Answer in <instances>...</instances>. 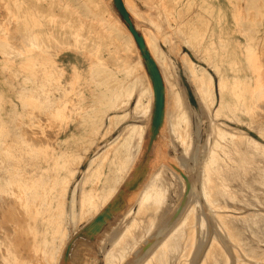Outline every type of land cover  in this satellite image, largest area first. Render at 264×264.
I'll list each match as a JSON object with an SVG mask.
<instances>
[{
	"label": "bare ground",
	"instance_id": "6f19581e",
	"mask_svg": "<svg viewBox=\"0 0 264 264\" xmlns=\"http://www.w3.org/2000/svg\"><path fill=\"white\" fill-rule=\"evenodd\" d=\"M58 1H59L58 4L62 5V8L64 6V8L66 7V8H68V10H71L73 12V14L75 13L76 16H78V17L82 16L81 13L79 12L81 9L80 10L78 9L79 11H77V9H76L77 6L75 7L72 4H69L66 0H65L66 2L64 3L65 5L62 4L63 2L60 3V0H58ZM4 2H2V3L4 4ZM86 2H88V1H86ZM122 2H123L125 9L128 11L130 10L133 13V7L132 6H131L132 8L130 7V4L128 3L129 1L127 2V1L123 0ZM155 2L156 1H154V5L156 4ZM157 2H159V0H157ZM89 3H90V0H89ZM73 4H75V3H73ZM81 4H83L82 1H81ZM102 5H104V4H102ZM106 5H107V2L104 6V9L102 8L103 11L104 12L106 11L109 14L112 13L113 11L111 12L110 8H108L109 5L108 6H106ZM246 6H248V5H246ZM84 7H85V5H84ZM7 8H8V5L6 6V10H10V7L8 9ZM158 8H159V5H158ZM244 8H246V7H244ZM248 8H250V7H248ZM25 9L26 8L23 6V4H20L19 10H20V18L22 17V20L20 21V25H19L20 26V32L19 33H21V35L18 39L20 41H23V44L25 43L24 45H26V46L21 47L19 45L18 47H16V49H17L16 53L18 54V55H16L17 57L15 60V63H17L16 72L18 73L19 77L22 76L21 79H19V81H18V83L20 85V87L18 88V91H17V96H18L19 102L22 104L23 108L25 109V113L29 114V117H31L30 111L34 112V113L45 111L44 108L42 109V111H39V110L33 109L31 107V106L36 105V103H35L36 95H34L32 93V90L35 89L42 95L43 105L52 108L54 103L58 104V109L55 108L54 113L56 115H58L60 113L59 110L63 108V110L65 109V111H64L65 117L69 118L70 112L73 109V104H75V103H72L70 98L67 95H65V92L68 89L71 90V88H72V87L68 88L69 86L72 85L71 82H68L67 84L65 83L64 86L62 84V77L64 76V68L62 67L63 56L69 51V49L72 50V47L75 48L78 46H86V45L91 44V46L95 50L99 51L100 46L99 45H98L99 47L96 46L97 45L96 42L86 43L87 41H84V39L88 37L87 36L88 33H86L87 34L86 36L84 34H82V32H81L82 30H80L81 27L79 28V26H77V27L76 26H70L68 28L62 29V27L59 26V24H56L57 25V26H55L56 29L53 30V32H55V33L54 34L52 33V35L51 34L49 35L47 31H42L41 29L39 31L34 30L33 26L36 25L35 17L32 16V13H29V17H28L29 20L25 19V16L23 14L25 11L28 10V8L26 10ZM85 9H87V8H85ZM93 9H89L88 11L93 12L92 11ZM134 9H135V11H137L136 8H134ZM1 10L2 9H0V11ZM161 10H162L161 12H163L164 16H167V15H165L166 12L163 9H161ZM97 12H98V10H97ZM106 12H105V15H106ZM137 12L136 13L134 12L135 15L140 14ZM98 13H100V12H98ZM14 14H15V12H14ZM89 14H88V16H89ZM103 14L101 13L100 17L98 14V17L100 19L98 18V22L95 21V22H97L96 24H98V25L100 24V28H99L100 30L99 31L96 30L97 34H99V36H101V37L105 36V34L106 35L109 34L108 37L111 36L113 42L110 43V45L113 44L114 49L118 48V50L120 52L124 53V58H122V59L123 60L126 59V64L124 65L123 68H120V69L127 70V72H129V74H131L132 76H130V78L115 76L113 69L108 67L109 64L108 65L106 64V62L104 61L105 59H103L100 52H99V56H96V58H98L99 61L89 60L90 64H88V65L90 66L89 67L90 73H93V71H95L97 73V76H98L95 81L96 82L97 81L98 82L104 81V82H107V84H108L104 89L100 90L101 92H99L100 97L98 98V100H99V102L101 101L104 105H106L107 109H105L103 111L101 119L98 122H94V124L91 125L92 128H94L93 129L94 135L98 133L99 128L103 124V120H105V122L108 123V124L106 123L107 125H109L111 123V121H114L113 120L114 116H117L121 121H124L126 116L129 115V114L127 115V113L130 111L127 112L126 110H127V106L129 105L130 101L134 97L133 96L134 92H136V96H135V100H134L135 102L133 104V108L131 110L133 118L134 117L137 119H141L142 117L147 118L149 111H150L151 100L153 99V88L151 87L152 83H151V85L149 84L150 82L148 81V79L145 75L146 72L144 73V71H143V68L141 65V59H140L139 54L137 53V45L134 41V38H133L131 32L128 30V28H126L127 26L125 24L124 25L126 27L122 24V22H123L122 20H121L122 22H120V20L116 17V15L113 16V13L111 16L112 18L110 17L111 19H109V17H108L111 14L107 15V17H108L107 19H106V16H105V19H103L104 17L101 19ZM92 16H94V14ZM139 16H142V15H139ZM95 17L96 16H94L93 18H95ZM73 18H75V16H73ZM86 18L84 20H86ZM93 18L90 16L88 18V20L89 21L93 20ZM144 18H146V17H144ZM84 20L82 19L81 21H84ZM150 20H151V18H150ZM152 20H151V22L153 23ZM155 20L156 19H154V22H155ZM70 21H72V20H70ZM149 22L150 21H148V23ZM79 23H81V22H79ZM90 23H91V21H90ZM156 24L158 25V21ZM72 25H74V24H72ZM91 25H92V23H91ZM134 27H135V25H134ZM157 27H159V26H157ZM135 29L139 33L141 32L136 27H135ZM91 30L95 31V29H91ZM36 31L39 34H36ZM94 34H96V33H94ZM142 34H141V36H143L142 38H144L143 41H144L146 49L147 48L149 49V50L148 49L147 50H148V52L151 53V54L150 53L149 54H150V56L152 55L151 57H153L152 59H154V62H156L155 64H158L160 66L159 67L160 69H158V70L159 71L161 70V72H159V73H161L162 77H163V78L161 77V79L163 80L162 83L166 82V85L168 87L170 85L169 88L167 87L168 88L167 90L169 91L171 88L175 93L174 94L175 105L170 106V104L172 103L170 101L173 99V94L170 95L171 93L169 94L168 91L166 93V90L164 91V85H163V94H164V92L166 94H169L168 96H171L170 97L171 100H169V102H168L169 104H166V100L164 99L163 119H162L161 125L163 124V122L165 123V121H164L165 115L168 114L169 120L168 121L166 120L168 122V124H167L168 129H169L168 132H170V134L173 136V137H171L173 139V142L175 143L176 142L175 140H177L178 143L180 144V146L179 145L178 146L182 148L181 149L182 151L180 152V156L178 155L177 159L180 158L183 160L184 165H185V168H184L185 172L183 170H178V171L172 170L171 167H169V164H167L166 162H161V161H166L164 159L167 156H165V158L162 157V160L160 157L158 158L161 160L160 161L161 163H159L158 161L156 162V160H158L157 159V157H158L157 153H159V151L158 152L154 151V149L157 148V147L154 148V146H153V142H154L155 138L150 142V144H148L147 152H148V155H150V156H148V158H147V161L145 164V170L142 174V175H144L145 173H148V176L144 179L145 181L142 183V185H140L139 194H137L138 197L135 201L136 207H135L134 212H133L134 216H132L131 221H129V219H128V222L125 223L123 229L122 230L120 229L118 236L116 238L114 237V240L111 242L110 245L108 244L110 247H108L109 249L107 248V250L104 251V258L106 260H104L103 264H119L120 262L123 261V259L126 258V256H130L131 252L135 250V248L138 246L139 243H141L140 241L142 239H144L149 232H151V228L153 227L154 223L156 222L154 220L158 216L162 217V219L164 220L163 222H161V225H163V226H166L167 224L169 225V223H167V221H166L168 219L167 213L171 210V207L173 206V202L171 205V204H167L166 201H167L168 196H169V190L171 187H173L171 185L173 182V181L171 182L172 178H174L175 181L182 183L181 184L182 188L180 187V189L182 190V195H185V199L188 196H190L192 193H194V186H192V183H191L192 177L189 176L191 174L190 173L191 172V165L189 163L190 162L189 160L193 159V151H192L193 149L192 150L190 149V145L188 143H186L188 139L187 140L185 139L187 131L190 128L187 130L186 125L181 126V124H180L181 122H186V124H187L188 120H187L186 112L181 108V102H180L181 98L179 99L177 91L173 89V87L175 85H174V82L172 79V76H173L172 73L173 72L171 73V65L172 64L170 65L171 61H169V59L163 55L164 52L162 53L160 51V49L157 47V45L155 44L156 39H155L154 35L152 33H149L148 31H146V32L143 31ZM17 35H18V33H17ZM90 36H91V34H90ZM82 38H84V39H82ZM82 40H83V42H82ZM103 40H105V38ZM114 40H115V42H114ZM56 41L62 42L61 46L58 45L60 47V49H59L60 51L58 52V54L57 55L51 54L52 56L46 55L48 53L47 50L49 48V45L52 44L51 42L55 43ZM108 42H110V41H108ZM110 45H108V46H110ZM246 47H249V45H247ZM50 48H52V47L50 46ZM106 48H107V51L109 50V52H117L114 49L111 50L108 47H106ZM250 48H252V47H250ZM53 49H57V48H53ZM83 49H84V47H83ZM247 50H248V48H247ZM6 51H7V49H6ZM7 52H9V51H7ZM11 52L14 54V52L12 50H11ZM24 52H30L31 55H28L27 57H25V56L20 57V54H22ZM52 52L53 51H51V53ZM109 52H107V53H109ZM63 53H65V54H63ZM248 53H250V52H248ZM119 54L121 55V53H119ZM120 55H118L119 58H120ZM122 55H121V57H123ZM247 59H248L247 63L249 65L255 64L251 61V53L248 55ZM124 63H125V60H124ZM189 64L190 63L184 62V65L188 68V71L190 72V74L194 80V83L196 86L195 89L197 90V93L200 96V100H201V102H203L205 104L207 110L205 108L204 109L211 115L210 116L211 119H213L212 117L216 118L218 116H221L222 115L221 109H222V107H225V109L227 111L226 114H228L227 116H229L232 120H235V121L242 120L248 128L252 129L255 127L257 129V131H259L260 134L261 133L264 134V125L262 123L261 116L259 115L258 110H257V108L262 106V102L264 103V80L263 79H261L259 76L255 77L257 79L256 85L254 86V88H252V89L250 88L251 90L249 88L247 90L248 92L250 90V95H248L247 91L242 89L246 93L245 96L248 95L246 98H248L247 100H249V102H245L241 99V97H242L241 95H243L244 93L241 94L240 92L239 93L241 95L240 94L239 95L241 97H238L237 95H235L238 98V101L235 100L234 103H231V102H224L223 103L221 101V96H220L219 101H217V105L214 107V110L211 111L210 109L215 102L214 101L215 97L213 96L214 92L212 93L211 75L207 71H205L204 68L203 69H201V68L193 69V67H191V65H193V63L190 65ZM94 66H95V69H94ZM189 66H190V68H189ZM26 68L28 69L27 73L25 72ZM253 69L252 70L255 71L256 74H258V75L260 74L259 68L253 67ZM21 70H23L22 73H26L29 75H24V74L20 75ZM121 71H124V70H121ZM24 76H27V77L24 78ZM74 78H75V75H73V79ZM249 78H250V76H249ZM231 79H233V78H231ZM25 80L31 82L32 86L31 87H30V85L26 86L24 83ZM218 80H219L217 83L218 87H223V85L226 82L225 83L222 82L221 79H218ZM231 82H233V80ZM234 84L235 83H233V85ZM238 84L239 83L235 84L237 90H238ZM247 85H249V84H247ZM247 87H249V86H246V88ZM236 88H235V90H236ZM230 91L232 93V90H230ZM0 97L2 98L1 95H0ZM101 97L103 100H100ZM168 98L169 97H167V99ZM174 102L172 104H174ZM76 104H79V103H76ZM166 105H168V107H166ZM78 106L80 107V105H78ZM96 106H98V105H96ZM182 106H183V104H182ZM173 107H174V109H172ZM167 108H171V110H169ZM99 109H97V110H99ZM122 109H124V110H122ZM12 110H13L12 111L13 116H17L18 119H20V121H22L23 118H20L21 114L19 112H17L16 109H12ZM73 110H75V109H73ZM80 110H81V108H80ZM49 111H48V114H49ZM51 111L53 112V110H51ZM165 111H166V113H165ZM207 112H205V113H207ZM92 113H93V111H92ZM96 113H98V112H96ZM46 114L47 113H45L44 116ZM61 115H63V114H61ZM89 115H90V112H89ZM207 116H208V114H207ZM34 117L36 118V115ZM38 117H39L38 119H41V121L45 120V119L43 120L42 117H40V116H38ZM71 118H73V116ZM35 121H34V124H37ZM150 123H151V120H150ZM150 123H148L149 127L147 125V127H148L147 131H146L147 137H149V135H150ZM219 123H221V122L211 121V125H212L211 127H213L212 132L214 135L210 134L211 135L210 137H213L214 140L212 139L213 143L211 144L210 147L208 146V149H206L207 151L205 150L206 151L205 161H203L201 169H200V177H199L200 186H199V190H198L199 196L195 197L192 205H191V203L189 204L190 206H188L186 208V212L182 215V217L179 219V221L174 220V222H176V221L177 222L173 226L172 225H171V227H167L168 225L166 226V231L164 230L165 234H163V236H161V239L155 244L154 248L152 247V251L148 255H146L145 258H143V256H142L143 259L141 260V262L138 261V262H140L138 264H264V210H262L264 208V200L262 197L264 195V165H263L262 160H261V158L264 159V157H263L264 156V145L258 143L255 139H253L248 134L246 135L244 132H242L243 130L241 131V129H239L237 127H230L228 125L225 126V125H222V123L221 124H219ZM141 124L142 123H140V124L127 123L108 142V144L110 145L109 148H112V154L116 155V154H118V152H120V154H119L120 157H118L120 159V165H118V167H117V170L120 172H117V173H121V171H126L127 168H125V167L128 164L127 162L132 161V163L130 162L131 167H128V168L130 169V173L132 172V175H133V171L138 166V163H139L138 161L141 160L140 158L142 156V151L145 148L144 143L142 142V133L144 130L142 125L144 123L142 125ZM42 125L43 124L41 123L40 126H42ZM161 125H160V127H161ZM43 126L44 127L46 126L45 123ZM0 127H1V125H0ZM21 127H23V126H21ZM21 127H19V130H17L16 132L13 133L15 138H16L15 140H10L11 134H9L8 132H3L0 129V204L5 205V207L7 206L6 208H8L9 202H14V203L16 202V203L20 204L19 209H20V207L22 208V209H20V211L23 214V216L22 215L20 216L18 214L20 217H23V218H19V219H23V220L22 221L15 220L17 222H15L13 224L12 230H10V229L5 230L6 228L0 227V264H36L32 258V256L35 253L32 254V256H30L29 255L30 251H29V253L27 252V250H28L27 246L30 244V242H32V244H33V245L31 244L30 247L34 251H36L41 246L43 248L42 250L44 251V253H47V252H45L47 250L48 253L50 252V254H51V253H53L52 252L53 249L55 252L61 251L63 253V254H61L62 255V261L65 264L68 261V256H69V253L71 250L70 248H71L72 244L69 247L67 254L65 256L67 245H70V243H72L74 241V239L82 237V235H79V234L73 235L72 234L73 236L69 237L65 243H64V240H65L64 239L65 235H64L63 236L64 237L63 242H62V238H61L59 245H57V244L53 245L54 244L53 239L48 240L45 236V234H47V233H45L46 229L45 228H44L45 230L44 229H37L35 224H33L35 222L33 218L36 216V213H41L42 210L40 209V211H39L38 209H33L32 213H30L31 214V217H30L28 211H31V210H28V205H30L33 201H35L36 198L40 197L41 198V207L42 208L49 207L48 203H49L50 198H48L47 193H48V190H50L49 189L50 187L51 188L57 187L58 191L60 192V196H64L66 188L71 181L70 179H72L74 177L75 172H76L74 169L69 168V164L75 160V157L78 158L79 154L78 153L75 154V151L72 149L68 150L66 148H60V146L58 144H54L53 142H49L46 140H44V141L40 140L42 138L41 136H40L41 137L40 139L36 138V137H39V136H37L38 134H41V131L37 130L38 127H36V128L33 127L31 129L32 134H33L32 136L29 133L31 130L27 131L26 129H22V131H21ZM112 127H113V125H112ZM112 127L110 126L109 128L113 130ZM144 127L146 128V125ZM106 128H105V131L107 133ZM163 129H166V128H163ZM45 132H47V131H45ZM161 132L164 133L165 131L161 130ZM22 133L27 134V137H26L27 140L25 139L26 144H28L31 147V149H34L33 150L34 152L27 150L28 146L21 141ZM49 133H48V135H49ZM25 134H24V137L26 136ZM44 135H45V133H44ZM164 136H165V134H164ZM45 137L47 138V135ZM49 137L50 136H48V138ZM159 138H161V137H159ZM158 139H156V140H158ZM93 140H94V138L92 139V142H93ZM143 140H145V139H143ZM167 140H168V138H167ZM176 147H177V144H176ZM109 148H107V151ZM102 151L104 153L105 150L102 149ZM96 153L97 152H95L94 157L89 160V164L95 158L100 157L101 154H96ZM40 154H43L44 157H50V159L52 160L51 162L54 163V168L53 167L50 168L51 170L53 168L55 171L53 179H50V176L48 175V173L46 175V173H45V171H47L46 168L43 167V165L42 166L39 165ZM159 154H161V153H159ZM259 156L260 157L262 156V157L260 158ZM174 159H176V158H174ZM258 159H260V160H258ZM46 161H47V159H46ZM96 161L97 160H95V162ZM99 163L101 164L100 160H99ZM118 163H119V161H118ZM41 164H43V163H41ZM96 165H98V163ZM46 167H47V164H46ZM124 168H125V170H124ZM114 170H115V168H114ZM122 175L118 174V175L112 176L111 178H107L108 179L107 185L103 189H101L99 192H96V193L95 192L94 193L88 192L87 195H84L82 197V202L80 203V207L78 210L74 208V197H75V192H76L77 187L81 191V184H80L81 179L80 180L75 179L73 181L74 185L72 187V191L70 190L71 193H70L69 207H68V211H67V215H68L69 220L72 222H75L79 218L83 219L81 217H84L85 222L90 223L92 221V219L97 214H99L106 206H108V203L111 201L114 194H116V192L118 191V188H120V184L123 183L122 188H124L129 183L128 181L130 180V178L132 176L129 178H125L121 181ZM123 177H124V175H123ZM142 180H143V178L140 179V181L137 183V185L135 186L134 189H136L138 187L139 183ZM95 184H97V183H95ZM93 186H94V183H93ZM178 186H179V184L177 185V187ZM40 188H42L41 191H43L41 193V195H39L40 193L38 192V190H40ZM93 188H95V186ZM127 189L128 188H126L125 191L128 193L131 192L132 190H134V189H128L127 190ZM82 191H83V189H82ZM61 193H62V195H61ZM173 194H172V196H173ZM77 200L78 199H76V201ZM12 205H13V203H12ZM201 205H203V210H201V213L199 215L200 216L199 221H198L199 226H200V230H199L200 233H198V235H200V236H199V238L197 237V244H196V242H195L196 239H194V237L190 236V234L194 233L192 230L193 229L192 228V226H193L192 216H193V213L196 210V208H200ZM15 206H17V205H15ZM78 206H79V204H78ZM3 208L4 207L2 206L1 209H3ZM14 209L16 210L17 207ZM29 209H31V208H29ZM1 211L2 210H0V212ZM10 211H11V209H10ZM115 211L116 210H110V217ZM7 212H8V210H7ZM7 212H4V213H7ZM18 212L19 211H17V213ZM56 212H57V210H56ZM56 212L54 213V216L51 215L50 212H48V214L43 213V217L48 221L51 218H52V220H53V218H57V217L61 218L62 212L60 210L57 212L58 214H56ZM12 214H14V213H12ZM142 214L145 215L144 218H143ZM137 215L142 216L141 218L145 219V221L147 218V221L146 222L144 221V223H141L140 222L141 220L138 221L137 218H140V217H137ZM170 216H171V214H170ZM124 217L125 216H123V218ZM15 219H17V218H15ZM210 219H212L214 222H211ZM58 220H60V219H58ZM107 220H109V218H105V221H107ZM10 221H11V219H10ZM159 221H161V219ZM24 222H26L27 225ZM123 222H125V221H123ZM157 223L158 222H156V224ZM170 223H171V221H170ZM211 223H212V226L214 224L213 228L210 227ZM61 224L62 223H60V225ZM156 224H155V226H156ZM57 225H59V224H57ZM163 226H161V227H163ZM207 226L209 227V232L205 231ZM57 228H59V227H57ZM61 228L62 227H60V229ZM157 228H158V230H156L155 232L158 233L161 231V229L159 228V226ZM60 229L57 230V233L61 237V232H59V231H61ZM26 231H28L31 234L30 239L29 238L26 239V233H27ZM207 233H208V238L206 240V237L204 236V234H207ZM112 235H113V233H112ZM114 235H115V233H114ZM39 236H40V238H39ZM150 238L152 239L151 241H153L154 237L152 236ZM111 239H113V238H111ZM204 241H207V244L205 245L204 248H202V251H200V254L199 255L197 254L198 256L195 255V256L191 257L190 256V250L193 249L194 247L202 245V242H204ZM138 247H140V246H138ZM50 249H52V250L50 251ZM58 249H60V250H58ZM147 249L149 250V248H147ZM198 252L199 251H197L196 253H198ZM53 254H51L50 256H52ZM58 255H59V253H58ZM135 256H136V254H135ZM59 257L57 256V258H59ZM129 264H131V262Z\"/></svg>",
	"mask_w": 264,
	"mask_h": 264
},
{
	"label": "rangeland",
	"instance_id": "374dc122",
	"mask_svg": "<svg viewBox=\"0 0 264 264\" xmlns=\"http://www.w3.org/2000/svg\"><path fill=\"white\" fill-rule=\"evenodd\" d=\"M4 1L0 0V3H1L0 9L3 10V11L2 10L0 11V95L3 96L2 98L0 97V125H1L0 129L3 132H8L9 134H11L10 140H15L16 138H15L13 133L16 132L17 130H19V127L23 126V127H21V131H22V129H26L27 131H30L33 127L34 128L38 127L37 130L41 131V134H38L37 136H39V137H36V138L40 139L42 137L43 139L41 138L40 140H43V141L46 140L49 142H53L54 144H58L60 146V148H66L68 150L72 149L75 151V154L76 153L79 154V157L78 158L75 157V160L69 164V168L74 169L76 172H75L74 177L72 179H70L71 181L66 188L64 196H60V192L58 191L57 187H55V188L50 187L49 188L50 190L47 189L48 190L47 196H48V198H50L49 203H48L50 208L49 207L42 208L41 207V198L39 197L40 199L36 198L35 201H33L30 205H28V210H31V211H28L29 215L31 217L30 213H32L33 209H38L39 211H40V209L42 210L41 213H36V216L33 218L35 221L33 224H35L37 229H44V228L46 229L45 233H47V234H45V236L48 240L53 239V242H54L53 245H56V244L59 245L61 238H62V242L65 239L64 240V243H65L68 240V238L72 237L73 235H76V234L82 235V237L76 238V239H74V241L72 243H70V246H71V244H72V246L70 248L71 250H70V253L68 256V261L65 264H103L104 260H106L104 258V251L107 250L108 247H110L109 245L114 240V237L116 238L118 236L120 229L121 230L123 229L125 223L128 222V219H129V221L132 220V216H134L133 212H134V209L136 207L135 201L138 197L137 194H139L140 185H142V183L145 181L144 179L148 176V173H145L144 175L141 176V178H143V180L139 183V185L136 189L133 188L134 190H132L129 193L125 191L126 188H128L127 186L130 185L133 177H135L138 173H140L143 170L142 168L145 167L147 158H148V156H150V155H148V152H147V147L149 144V137H147L146 131H147V128L149 127L148 123H150V120H151V113L153 110V99L151 100L150 111H149L147 118L146 117H142L141 119H137L135 117L133 118L131 110H132L133 104L135 102L134 100H135L136 92H134V94H133L134 97L132 98L129 105L127 106L126 111L131 112V113L130 112L127 113V115L129 114L128 116H126L127 119L125 118L124 121H121L117 116H114L113 117L114 121H111V123L109 124L111 127L113 125V127H112L113 130L110 129L109 128L110 126L107 125L108 123L105 122V120H103V124L99 128L98 133L94 135V133H93L94 128H92L91 125L94 124V122H98L101 119L103 111L105 109H107V106L104 105L101 101L99 102V100H98V98L100 97L99 92H101L100 90L104 89L108 84H107V82H104V81H102V82H100V81L96 82L95 81L98 76H97V73L95 71H93V73H90V71H89L90 66L88 65V64H90L89 60L99 61L98 58H96V56H99V52H100L103 59H105L104 61L106 62V64L107 65L109 64L108 67L113 69L115 76L124 77V78H130V76H132L131 74H129V72H127V70L120 69V68H123L124 65L126 64V59H124L125 60V63H124V60L122 59V58H124V53L120 52L118 50V48L114 49L113 44L110 45V43L113 42L111 36L108 37L109 34H107V35L105 34V36L101 37V36H99V34H97V31L100 30L99 29L100 24L98 25L96 23L98 22V18L100 17L101 13L102 14L104 13L102 15L101 19L103 17H104L103 19H105V16H106V19L108 17H109V19H111L112 18L111 16L113 13V16L116 15V17L120 20V22H122L121 21L122 19H121L119 13L117 12V10L115 9V7L113 5V0H99V1L98 0H92V1L90 0L91 4L89 3V0H66L69 4H72L75 7L77 6L76 7L77 11H79L81 9L79 12L81 13L82 18L76 16L75 13L73 14V12L71 10H68V8H66V7L64 8V6L62 8V5L58 4V2H59L58 0H6L5 2ZM66 1L60 0V3L63 2L62 4H64ZM81 1L83 2V4H81ZM86 1H88V2H86ZM125 1H127V2L129 1L128 3L130 4V7L131 6L133 7V13L130 10L129 11L126 10V11L129 13V15H130L129 17H131L130 19L133 22V24L135 25V27L139 31H141L140 32L141 34L143 33V31H145V32L148 31L149 33H152L156 39L155 44L157 45V47L160 49V51L162 53L164 52L163 55L166 56L169 59V61H171L170 62V65L172 64L171 65V73L173 72L172 73V75H173L172 79H173V82L175 85L173 87V89L177 91L179 99L181 98V101H180L181 102V108L186 112L187 120H188L187 124H186V122H181L180 124H181V126L186 125L187 130L190 128L187 131L185 139L186 140L188 139L186 143H188L190 145L191 150L193 149L192 150L193 151V159L189 160L190 161L189 163L191 165V172H190L191 174L189 173L190 174L189 176L192 177L191 183H192V186H194V193H192L190 196L187 195L188 197L185 199V195H182V190L180 189L182 183L177 182L174 180V178H172L171 182L172 181L173 182L171 185L173 187H171L169 190V196H168L166 203L172 205V202H173V206L171 207V210L167 213L168 217L166 216L168 218L166 221H167V223H169V225L167 224L168 225L167 226L165 224L167 227H171V225L173 226L177 221H179V219L182 217V215L186 212V208L188 206H190L189 204L191 203V205H192L195 197L199 196L198 190H199V186H200V184H199L200 169H201L203 161H205V154L207 151L206 149H208V146L209 147L211 146V144L213 143V140H214L213 137H210L213 134V132H212L213 127H211L212 126L211 121L221 122L222 125H225V126L228 125L230 127H237L239 129H241V131L243 130L242 132H244L246 135L248 134L253 139H255L258 143L264 145V134L263 133L260 134L259 131H257V129L255 127L252 129L248 128L242 120H240V121L232 120L229 116H227L228 114H226L227 111H226L225 107H222V109H221L222 110L221 116L216 117L217 119L214 117H212L213 119H211V117H210L211 115L206 111L207 110L206 106L203 102H201L200 96L197 93V90L195 89L196 86H195L194 80H193L190 72L188 71V68L184 65V62H187L190 64L193 63V65H191V67H193V69H199V68L203 69L204 68V70L207 71L211 75L212 93L214 92L213 96L215 97L214 98L215 102L210 109L211 111L214 110V107L217 105V101H219L220 96H221V101L223 103L224 102L234 103L235 100L238 101V98L235 95H237L238 97L242 96L241 99L243 101L249 102V100H247L248 98H246V97L248 95H250V90L252 88H254V86L256 85L257 79L255 77L259 76L261 79L264 80V0H159V2H157V0H154V1H156L155 5H154L153 0H150V1L149 0H125ZM2 2H4V4ZM106 2H107L106 6L109 5L108 8H110L111 12L113 11L112 13H110L111 15L109 13H107L106 11H105L106 12V15H105V12L103 11ZM73 3H75V4H73ZM101 3L104 5H102ZM20 4H23V6L26 9L28 8V10L25 11L23 14L25 16V19L29 20L28 19L29 13H32V16L35 17L36 25L33 26L34 30L39 31L41 29L42 31H47L49 35L50 34L52 35V33L53 34L55 33V32H53V30L56 29V27H55V26H57L56 24H59V26H61L62 29L68 28L70 26H76V27L79 26V28L81 27L80 30H82L81 31L82 34H84L86 36L87 35L86 33H88L87 38H85V39L82 38V39H84V41H87L86 43L96 42L97 45L96 44L95 45L100 46V47L98 46L99 51L95 50L91 46V44H89L86 46H78L75 48L72 47V50L69 49V51L66 54L63 53L65 55L63 56V61H62V67L64 68V76L62 77V84L64 86L65 83L67 84L68 82H71L72 85L69 86L68 88H70V87H72V88H71V90L68 89L65 92V95H67L70 98L72 103H75V104H73V109H75V110L72 109V111L70 112L69 118L65 117V115H64L65 109L63 110V108L59 110L60 113L58 115H56L54 113V109L55 108L58 109V104L54 103L55 105L53 104L52 108L43 105L42 95L35 89L32 90V93L34 95H36V99H35L36 105L31 106V107L33 109H36L39 111H42V109L44 108L45 111H42L43 113L42 112L34 113V112L30 111L31 117H29V114L25 113V109L23 108L22 104L19 102V99L17 96V89H18V87H20L18 81H19V79H21L22 76L19 77L18 73L15 70V69H17V63H15V60L17 57L16 55H18L16 53L17 52L16 47H18L19 45L21 47L26 46V45H24L25 43L23 44V41H20L18 39L21 35V33H19L20 32V26L19 25H20V21L22 20V17L20 18V10H19ZM7 5H8V8L10 7V10H6ZM84 5H85V7H84ZM158 5H159V8H158ZM246 5H248V6H246ZM244 7H246V8H244ZM248 7H250V8H248ZM85 8H87V9H85ZM134 8H136V10L138 12L135 11ZM89 9H93L92 11L94 13L89 12L88 11ZM161 9H163L166 12L165 15H167V16H164L163 12H161L162 11ZM97 10L100 13H98ZM14 12H15V14H14ZM134 12L140 13L139 15H142V16H139L137 14L135 15ZM88 14H89V16H88ZM93 14H94V16H96L95 18L97 20L95 18H93L94 17V16H92ZM98 14H99V17H98ZM107 15H110V16L107 17ZM73 16H75V18H73ZM90 16L94 20V21L90 20L92 25H91L90 21L88 20V18ZM144 17H146V18H144ZM85 18H86V20H84ZM150 18H151V20L153 19L152 20L153 23L151 22ZM82 19L84 21H81ZM154 19H156V20L158 19L157 20L158 25L156 24L157 23L156 20H155L156 23L154 22ZM70 20H72V21H70ZM95 21H97V22H95ZM148 21H150L151 23L150 22L148 23ZM79 22H81V23H79ZM72 24H74V25H72ZM122 24L124 25L123 22H122ZM157 26H159V27H157ZM90 28L95 29V31L91 30ZM37 31H36V34H39V33H37ZM17 33H18V35H17ZM94 33H96L97 35ZM90 34H91V36H90ZM104 38H105V40H103ZM143 40H144V38H143ZM108 41H110V42H108ZM60 42L61 41H56L55 43L51 42L52 44L49 45V48L47 50L48 53L46 52L47 53L46 55H51V54L57 55L58 52L60 51L59 50L60 47L58 45H60V46L62 45V42L61 43ZM82 42H83V40H82ZM114 42H115V40H114ZM108 45H110V46H108ZM247 45H249V47H246ZM50 46L52 48H50ZM83 47H84V49H83ZM106 47L110 48L111 50L114 49L117 52H109V50L107 51ZM250 47H252V48H250ZM53 48H57V49H53ZM247 48H248V50L249 49L250 50L248 51ZM6 49L9 52H7ZM11 50L14 52V54L11 52ZM51 51H53V52L51 53ZM107 52H109V53H107ZM248 52L251 53V61L255 64L257 63L258 65L257 64L256 65L255 64L249 65L247 63L248 62L247 58H248V55L250 54ZM119 53H121V55L123 54L122 55L123 57H121V55ZM137 53L140 56L141 65H142L143 71L145 73L146 70H145V67L143 64V59L141 58L138 47H137ZM28 55H31L30 52H24V53L20 54V57H23V56L27 57ZM118 55H120V58ZM156 65H157L158 69H160L159 68L160 66L158 64H156ZM253 67L259 68V70H260L259 75L256 74L255 71H253L254 70ZM189 68H190V66H189ZM94 69H95V66H94ZM121 70H124V71H121ZM22 72H23V70H21L20 75H22V74L29 75V74H26L28 72L27 68L25 71L26 73H22ZM159 72H161V70ZM73 75H75L74 79H73ZM145 75H146L148 81L150 82L149 84L151 85V81H150V78H149L147 72L145 73ZM249 76L251 79L252 78L253 79L251 80L249 78ZM25 77H27V76H24V78ZM161 77H162V74H161ZM231 78H233V79H231ZM218 79H221V81L224 83L226 82L223 85V87H218V84H217L219 81ZM232 80H233V82H231ZM24 83L26 86L27 85H30V87L32 86L31 82H29L27 80H25ZM233 83H235V84L239 83L238 84V90H237L235 84L233 85ZM247 84H249V85H247ZM163 85H164V91L166 90V93H167V91H168L167 89L170 87V85L168 84L169 85V87H168L166 85V82L165 83L163 82ZM246 86H249V87L246 88ZM151 87H152V85H151ZM235 88H236V90H235ZM248 88L249 89L251 88L249 90V92L247 91ZM242 89L247 91L248 95L245 96L246 93ZM230 90H232L233 94L231 93ZM239 92L241 94H243V93L244 94L241 95ZM166 93L164 92V94H165L164 97L166 96L164 98L166 100V104H169L168 102H169V100H171V98H170L171 96H168L170 93H171L170 95L173 94V99L170 101L173 103L174 98H175L174 97V94H175L174 91L170 88V90L168 91L169 94H166ZM167 97H169L170 99L169 98L167 99ZM100 100H103L102 97ZM76 103H79V104H76ZM172 103L170 104V106L175 105V102H174V104H172ZM182 104H183V106H182ZM78 105H80V107ZM96 105H98L99 107ZM166 107H168V105H166ZM174 107L172 109H174ZM80 108H81V110H80ZM96 108L97 109L100 108L101 110L100 109L97 110ZM12 109H16L17 112H19L21 114L20 118H23L22 121H20V119H18L17 116H13V114H12L13 110ZM167 109L171 110V108H167ZM49 110L50 111L53 110V112L52 111L50 112ZM122 110H124V109H122ZM257 110H258L259 115L261 116L262 123L264 125V103L263 102H262V106L257 108ZM48 111H49V114H48ZM92 111L94 114L92 113ZM89 112H90V115H89ZM96 112H98V113H96ZM205 112H207V113H205ZM45 113H47V114L44 116ZM165 113H166V111H165ZM61 114H63V115H61ZM207 114L209 117L207 116ZM35 115H36V118L34 117ZM71 115L73 116V118H71L72 117ZM38 116L42 117V119L43 120L45 119V120L41 121V119H38L39 118ZM168 118H169V115L168 114L165 115V119H164L165 123L163 122L161 127H159V130H158V132L155 136V140H154V142L155 141L156 142L155 143L153 142L154 148L157 147L156 149L153 148L154 151L155 152L159 151V153L162 154L161 155V154L157 153L158 154L157 159L160 157L162 160V157L165 158V156H167L164 159L166 161H161L160 159H158V160H156V162L157 161L159 163L166 162L167 164H169V167H171L172 170H175V171L183 170L185 172V169H184L185 165H184L183 160L180 158L177 159V156L178 155L180 156V152L182 151L181 150L182 148L179 147L180 144L178 143L177 140H175L176 141L175 143L173 142V139L171 138L173 136L170 134V132H168V130H169L168 125H167L168 124L167 121L169 120ZM33 120L34 121L36 120L35 122L37 124H34ZM40 122L43 125L45 123L46 126L45 127L43 125L40 126L41 125ZM127 123H135V124H140V123L143 124L144 123L146 125V128H145L144 127L145 125L141 124L143 126V129H144L143 133H142V142L144 143V147H145L144 149L145 150L143 149V151H142V156L140 158L141 160L138 161L139 162L138 166L133 171V175H132V172L130 173V169L128 168V167H131L132 161L127 162L129 165L127 164L128 166L126 165L125 168H127L128 170L126 169V171H121V173H117V172H120L117 170L118 165H120V159L118 158V157H120L119 156L120 152H118V154H116V155L112 154V148H109L110 145L108 144V142ZM221 123H219V124H221ZM147 125H148V127H147ZM105 128L107 130V133L105 131ZM163 128H166L167 130L163 129ZM43 129L47 132L49 131L50 132V133L48 132L49 135ZM161 130L165 131V132L162 133ZM29 133L31 136L33 135L32 130ZM44 133H45V135H44ZM24 134L25 133H22L21 141L24 144H26L27 134H25L26 135L25 137H24ZM164 134H165V136H164ZM46 135H47V138L45 137ZM48 136H50L49 137L50 139L48 138ZM159 137H161V138H159ZM93 138H94V140L92 142ZM167 138H168V140H167ZM143 139H145V140H143ZM156 139H158V140H156ZM176 144H177V147H176ZM26 145L28 146L27 150L34 152L33 151L34 149H31V147L28 144H26ZM107 148H109L108 151H107ZM102 149L105 150L104 153H103ZM95 152H97L96 154H101L100 155L101 158L100 157L95 158L89 164V160L94 157ZM174 158H176V159H174ZM46 159H47V161H46ZM95 160H97V161L95 162ZM99 160L101 161V164L99 163ZM117 160L119 161V163ZM258 160H260V159H258ZM261 160H262V163L264 165V159L261 158ZM51 161L52 160L50 159V157H44L43 154H40L39 165H41V166L43 165V167H45L47 170V171H45L46 175L48 173V175L50 176V179H53L55 171L53 169L54 163ZM41 163H43V164H41ZM95 163L96 164L98 163V165H96ZM46 164H47V167H46ZM51 167H53L52 170L50 169ZM114 168H115V170H114ZM125 168H124V170H125ZM118 174L124 175V177H123V175L121 176L122 177L121 181L125 178H129L131 176L132 177L128 181L129 183L126 185V187L122 188L123 183L120 184V188H118V191L116 192V194H114L113 198L108 203V206H109V205H112L113 203L116 202L118 209L111 215V217H109V220L104 222V224L101 226V228L98 232H96L94 234H88L87 233L88 232L87 227H88L89 223L85 222L84 217H81L83 219L79 218L75 222H72L69 220L68 215H67V211H68V207H69L70 193L72 191V187L74 185L73 181L75 179L76 180L81 179V183H80L81 184V191L77 187L76 192H75V197H74V208L78 210L80 207V203L82 202V197L84 195H87L88 192H93V193L99 192L101 189H103L107 185V183H108L107 178H111L112 176H115ZM93 183H94L95 188H93L94 187ZM95 183H97V184H95ZM178 184H179V186L177 187ZM82 189H83V191H82ZM41 190H42V188H40V190H38V192L40 193L39 195H41V193L43 192ZM172 194H173V196H172ZM61 195H62V193H61ZM262 197L264 200V195ZM76 199H78V200L76 201ZM12 203H13V205H12ZM78 204H79V206H78ZM15 205H17V206H15ZM2 206L4 207L3 209H1ZM8 206L9 207L11 206V207L6 208L7 206L5 207V205L0 206L1 207L0 210H2L1 211L2 213L0 212V214H1L0 215V219H1L0 220V227L6 228L5 230H8V229L12 230L13 224L15 222L23 220V219H19V218H23V217H20L21 215L23 216V214L20 211V209H22V208L20 207V209H19L20 204H18L16 202L15 203L9 202ZM16 207H17L16 210L19 211L18 213L14 209ZM29 208H31V209H29ZM10 209H11V211H10ZM7 210H8V212H7ZM56 210H57V212L59 210L62 212L61 218L60 217L53 218L54 221L51 218L48 221L43 217V213L48 214V212H50L51 215L54 216V213L56 212ZM201 210H203V205H201L200 208H196V210L194 211L193 216H192V220H193V222H192L193 223V226H192L193 229L192 230L194 233L190 234V236H192V237H194V239H196V241H195L196 244H197V237L199 238V236H200V235H198V233H200L199 232L200 226H199L198 221H199V217H200L199 215L201 213ZM262 210H264V208ZM4 212H7V213H4ZM11 212L14 214H12ZM57 212H56V214H58ZM170 214H171V216H170ZM123 216H125V217L123 218ZM142 216L144 218L145 215L142 214ZM142 216L137 215V217H140V218ZM15 218H17V219H15ZM140 218H137L138 221L141 220L140 222L144 223L145 219H142V218L140 219ZM10 219H11V221H10ZM58 219H60V220H58ZM160 219H161V221H159ZM15 220H17V221H15ZM174 220H177V221L174 222ZM210 220H211V222H214L212 219H210ZM123 221H125V222H123ZM146 221H147V218H146ZM154 221H156L158 223L160 222V223L156 224V222H155L153 227L151 228V232L152 231L153 232L152 233L149 232L145 238L143 237L144 239H142L140 241L141 243L138 244V246H140V247L137 246L135 248V250L131 252L132 255L130 254V256H126V258L123 259L124 262L122 261L119 264H127L128 262L129 263L131 262V264H138L141 262V260L143 258L146 257V255H148L152 251V247L154 248L155 244L161 239V236H163V234H165L164 232L166 231V226L161 225V222L164 221L162 219V217L158 216L157 218H155ZM170 221H171V223H170ZM24 223L27 225L26 222H24ZM60 223H62V224L60 225ZM57 224H59V225H57ZM155 224H156V226H155ZM157 225L161 229V231L158 233L155 232L156 230H158ZM56 226L59 228H57ZM161 226H163V227H161ZM213 226H214V224H213ZM213 226L211 223L210 227L213 228ZM60 227H62V228L60 229ZM58 229L61 230V231H59V232H61V237L57 233ZM205 231L209 232L208 226L205 229ZM26 232H25L26 233V239L27 238L30 239L31 234L28 231H26ZM112 233H113V235H112ZM114 233H115V235H114ZM152 236L154 237L153 241H151L152 239L150 238ZM204 236L206 237V240H207L208 233L204 234ZM39 238H40V236H39ZM111 238H113V239H111ZM31 244H32V242H30V244L27 246L28 247L27 252L29 253V251H30V253H29L30 256H32V254L35 253L32 256V258L36 264H41V263L42 264H55L56 262H57L56 264H64L62 261V255H61L63 253L61 251L55 252L54 249L53 250L50 249V251L52 250L53 253L55 252L54 254L51 253L53 255L50 256L51 254H50V252L48 253L47 250L45 251L47 253H44V251L42 250L43 249L42 246L40 248H38L39 250L37 249L36 251H34L30 247ZM206 244H207V241H204V242H202V245L194 247L193 249H191L190 250V256L193 257L197 254L199 255L200 251H202V248H204ZM147 248H149V250ZM58 250H60V249H58ZM197 251H199V252L196 253ZM58 253H59V255H58ZM135 254H136V256H135ZM57 256L58 257L60 256V257L57 258ZM142 256H143V258H142ZM138 261H140V262H138Z\"/></svg>",
	"mask_w": 264,
	"mask_h": 264
},
{
	"label": "water",
	"instance_id": "95a60500",
	"mask_svg": "<svg viewBox=\"0 0 264 264\" xmlns=\"http://www.w3.org/2000/svg\"><path fill=\"white\" fill-rule=\"evenodd\" d=\"M113 5L117 10V12L119 13L123 23L127 26L128 30L131 32L134 38V41L139 49L141 58L143 59L145 70L149 75L152 83L153 110L151 114V123H150V135H149V144H150V142L155 138L163 119L164 94H163V83H162L161 75L154 60L152 59L148 50L145 47L141 34L135 29L129 17V14L123 5L122 0H113ZM142 169L143 170L140 173H138L135 177H133V179L131 180L130 185H128L129 189L135 188L137 183L140 181L141 176L145 170V167H143ZM116 204L117 203L115 202L112 205L105 207L103 211H101L92 219V221L88 224L87 227L88 234H94L100 230L101 226L105 222V218L110 217V210L118 209ZM69 247L70 245H67L65 256L67 254Z\"/></svg>",
	"mask_w": 264,
	"mask_h": 264
},
{
	"label": "crops",
	"instance_id": "0c3cea01",
	"mask_svg": "<svg viewBox=\"0 0 264 264\" xmlns=\"http://www.w3.org/2000/svg\"><path fill=\"white\" fill-rule=\"evenodd\" d=\"M15 70H17V69H15ZM19 88V87H18ZM17 91H18V89H17ZM3 97V96H2Z\"/></svg>",
	"mask_w": 264,
	"mask_h": 264
}]
</instances>
